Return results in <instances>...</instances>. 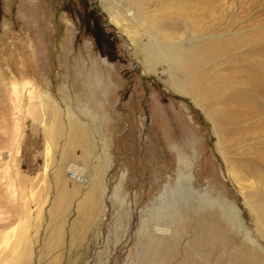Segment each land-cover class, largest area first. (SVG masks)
Instances as JSON below:
<instances>
[{"label": "rangeland", "instance_id": "1", "mask_svg": "<svg viewBox=\"0 0 264 264\" xmlns=\"http://www.w3.org/2000/svg\"><path fill=\"white\" fill-rule=\"evenodd\" d=\"M219 2L229 8L216 28L225 36L187 41L170 55L165 33L184 27L182 13L220 18ZM111 3L0 0V133L15 145L6 163L0 142V194L24 210L31 190L46 200L40 225L28 217L18 226L34 222L24 264H240L249 253L264 263V186L244 196L235 189L251 184L249 174L264 177V0ZM160 7L182 17H154ZM127 11L130 24L116 19ZM217 50L224 54L214 57ZM41 107L54 117L44 122L57 148L51 172L64 157L93 182L68 186L58 210L57 181L49 177L45 189ZM146 226L171 235L144 234Z\"/></svg>", "mask_w": 264, "mask_h": 264}, {"label": "bare ground", "instance_id": "2", "mask_svg": "<svg viewBox=\"0 0 264 264\" xmlns=\"http://www.w3.org/2000/svg\"><path fill=\"white\" fill-rule=\"evenodd\" d=\"M108 2H109L110 7H112L113 4L111 3V0H108ZM208 6H213V5H211V3H209ZM213 8L216 9L217 12H219V14L221 16L220 18H217L214 16V14H210V13H209V16L204 17V16H202L203 12H199V11L196 12L195 15H189L188 13L185 14V12H184V13H182L183 17L181 16L182 17L181 18L179 16L181 14V12L176 10V9H173L172 7H168L164 10L160 7V8H156V10H153L152 13L154 14V17L160 18L161 15H164L167 12L168 13L171 12L173 15L172 18H174L176 20H179L181 18L179 21V25L184 24V27L182 28L183 30L188 29L190 32H194V33H202V32H205L208 30L205 34H202L200 36V38H195L194 36L191 35L188 39L187 38L184 39L183 38L184 34L180 33L182 29L181 30H175L173 33H170V34L165 33V35L168 37V39L172 42V44L169 47V54L170 55L178 53L187 41H192L191 43H197V42H200L202 40L216 41L214 39H221L222 37L225 36L223 33H217L216 28H219L217 26L219 24V21L222 22L225 19V17H226L225 22H227V20H230L229 19L230 15H229V11H228L229 8H228V6H227V8L225 7L224 2L223 3L219 2L217 5H214ZM129 12L130 11H127L128 15L124 16L123 18H121V17L117 18L116 17V19L118 21L124 22V23L132 22L133 20H135V15H133V13H129ZM111 13L114 14V12L112 10H111ZM199 20H201V22H199ZM206 20H208V22H204ZM166 25L169 26V24H166ZM185 25H186V27H185ZM225 26L226 25L223 24L222 28H226ZM228 34H230V33H228ZM233 36H235V34H233ZM237 45H239V44L236 40L234 42V46H237ZM252 46H246V48L248 50H250L252 48ZM228 51H230V50H228ZM219 53H220V50H217L213 54V56L217 57V56H222L224 54L223 53L222 55H220ZM164 60H165V58L163 59V61ZM166 63H168V62H166ZM226 63L231 64L228 61H226ZM233 63H235V62H233ZM177 69L180 72H182L179 67ZM174 70H175V68L173 66L169 65L167 67V72L169 74V77L172 78L174 76V74H173ZM211 70H212V68L210 69V71ZM202 73L205 74V72H202ZM25 108H26V104L21 106L22 110L18 109V111L20 113V117H19L20 120H21V117L24 118L26 116V109ZM48 111H50V110H48ZM39 114H40L39 121H40L41 125L39 124V121H38V124L40 125V127L43 131V138L46 140L45 143L47 145L46 159L45 160L43 159L45 161L44 172H43L44 176L46 177L45 178V189L51 190V186H49V184L47 182L49 180V177H51V180L57 181V187L54 189V198H53L54 203L52 202L51 206L52 207L55 206L56 210H58L59 204L61 205L62 201L66 200L65 193L68 191V189H67L68 186H70L72 184H74L76 187L81 186V184H83L85 180H88L90 185H92L93 182L91 181L92 177L90 176L89 172L84 167H82V168L75 167L73 163H72L73 165L71 163H69V165H66L65 163L67 162V160H65L64 157L61 159V164H60V166H58V170L55 172L54 171L51 172L52 169L50 168L49 161L52 160V154L53 153H54V158L56 157L57 148L55 149V146L53 145V143H51L49 138L46 136L44 122L46 121V119H48V121H53L54 117H53V114L51 112L45 113L44 107L40 108ZM18 126H19L18 124L13 125V127L16 128L14 130V132H15L14 133V139L17 138V136H18V131H17ZM7 138H9V139H7ZM11 138H12V136H9V135L5 136L4 134L0 133V142H2L3 143L2 146L5 149H7V151L2 154V159L6 163H9L11 161L12 152L14 151L12 148L15 145H14V142H11ZM6 144H8V145L6 146ZM15 153H16V150H15ZM227 171H228V174L230 175L231 170L228 169ZM248 176H249V181L251 183L249 186H247V187L235 186V189L237 190V192L240 196H244L247 193L246 191H248V190H255L252 188L264 186V177L263 176H261L259 174H249ZM9 178H8V180L10 182ZM8 186H9V184H8ZM34 195L35 194L33 193V190H31V192L29 193V195L27 197V205H26L27 209L24 210V209H20V208L17 209L16 208V202L18 200L16 198H14L15 196L14 197H12V196L5 197V196L0 194V222H2V224H3L2 227H0V229H4L3 234H1L2 236H0V252H4V254L0 256V261L2 260L4 255L8 254V256H10V262L12 264H24L26 257H29L30 253L32 252V247H33V243L35 242V240H30L32 237L29 234L28 230L30 228L34 227V222L32 223L33 227H27L25 230H23V227H20L18 229V226H21L22 221L25 220V218L27 219L28 217L30 219H33L37 225H40L41 214H43L41 212V208H42L43 204H45L44 202L46 200L44 201V198H41V200L37 202V199L34 197ZM48 195H50V194H48ZM38 198H40V197H38ZM91 204H92V202H90L88 204L89 207H91ZM5 205H9L12 208L13 214L11 213V216H14L16 218L15 224H17V225H15L13 223L10 224V221L8 218L11 216L6 215L5 208H4ZM50 210L51 209H49V211ZM47 212H48V210H47ZM15 213H16V215H15ZM56 214L57 213H55V215ZM222 214L224 215L225 213L222 212ZM57 218H58V216H57ZM30 219H29V221H30ZM159 227L160 226L155 227V230H154L151 227L146 226V228H144L142 232L144 234L148 233L150 235V233H152L154 235H160L163 237L171 235V230L169 227H167V226H161L160 228ZM257 227L260 230H262V235L264 238V225L258 224ZM35 230H36V227H35L34 231ZM237 230L240 231L239 229H237ZM241 233L243 234L244 239L249 240L250 244H254V245L257 244V242H253L249 238V235L247 233H245V232H241ZM2 239H4V241H2ZM8 243H10V245L7 249L6 247H7ZM5 249H7V250H5ZM244 250L247 251L246 249H244ZM242 251H243V249H242ZM250 254L251 253H249V256H247V254H243L240 258L239 263L240 264H256L255 260H254V256L252 257V255L250 256ZM31 255H32V253H31ZM259 264H264V263H259Z\"/></svg>", "mask_w": 264, "mask_h": 264}]
</instances>
